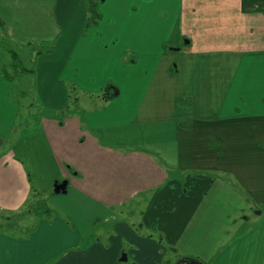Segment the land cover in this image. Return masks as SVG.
<instances>
[{
	"label": "crops",
	"instance_id": "obj_1",
	"mask_svg": "<svg viewBox=\"0 0 264 264\" xmlns=\"http://www.w3.org/2000/svg\"><path fill=\"white\" fill-rule=\"evenodd\" d=\"M115 13L110 55L100 26L83 34L88 0H0L2 65L13 62L10 48L21 64L31 42H56L34 59L36 71L21 69L47 108L69 106L61 78L93 95L111 77L121 97H140L135 108L105 101L42 118L39 137L27 139L12 98L18 85L0 63L5 223L33 203L32 172L42 197L40 167L56 161L47 177L54 193L57 178L68 180L51 199L58 215L33 214L28 237L0 229V264H264V0H118ZM127 39L139 56L132 66L122 60ZM41 144L52 152L46 163L32 151ZM134 204L144 206L138 221L125 211Z\"/></svg>",
	"mask_w": 264,
	"mask_h": 264
},
{
	"label": "rangeland",
	"instance_id": "obj_2",
	"mask_svg": "<svg viewBox=\"0 0 264 264\" xmlns=\"http://www.w3.org/2000/svg\"><path fill=\"white\" fill-rule=\"evenodd\" d=\"M128 0H124V2H126ZM98 4L101 6L102 4L105 6L104 9L102 10V12L100 10H98V12L101 14L100 15V19L98 21L97 24H93L91 25L86 33L85 36H87L88 31H90L92 28V30H94L95 26H100V34H98V36L100 38H104L101 41L103 42V45H105V51H108L111 47V44L113 45V48L111 51L108 52V54L113 55V53H115V46H114V40L111 39V37H113V32H114V23L117 20V15L115 13V10L117 9L118 6V0H98ZM116 4V5H115ZM136 12L138 10H135ZM134 11V13H135ZM113 15L115 16L112 21L111 16L113 17ZM126 24H129V21L127 19H124ZM101 21H103L102 25H100ZM170 27L173 28L175 27V24L173 22V20L170 21ZM120 38H117L116 41H119L120 44ZM188 39H185L182 41V46H185V42ZM131 42L129 39L126 40L125 43H123V46L128 45L127 46V50L124 51L123 56H122V60L124 62L125 65L127 66H132L134 64H137V62L139 61V56L132 51V49L130 48ZM116 45H118L116 43ZM4 42L2 43L0 41V63L1 65L3 64L2 62L5 61V57H4V53L3 51L5 50L4 48ZM55 49H56V42H55ZM54 49V50H55ZM22 54V57L24 60H22V63L19 65V67L17 68V73H16V88L13 91L12 94V98H15L17 101H19V105L22 108V103L23 104H27L29 106V109H21L20 108V114L18 115V120L17 123L19 121H22L24 124H22L19 128V131L23 132V134H27V139L32 136L34 137L36 134H39L42 131V125H41V120L42 118H61L65 117L66 115H70L72 113L73 110H77L78 111V115L80 113V110H84L85 106L84 105H90L92 107H100L101 103H103L102 105H104L106 102L99 97V94H86L83 92H79L76 87H74V82L73 81H68L64 78H61L62 80L60 81L61 84H64L68 90V94H69V106L64 109V111H60V112H54L52 110H50L49 108H47L44 105V100L41 99L38 95H37V89L36 86H34L32 84V77L31 74H23L24 77H20V75L23 73V71L21 69H23L24 67H26L27 69H32L34 68V71H36L37 68V64L36 61L34 59L28 61L27 59V52L21 50L20 51ZM3 53V54H2ZM110 57V56H109ZM134 58L137 59V62L134 63L133 60H135ZM27 59V60H26ZM174 65H177L176 63H174ZM3 66V65H2ZM116 68L112 67V70H115ZM21 70V71H20ZM102 70V69H100ZM103 71V70H102ZM10 72L14 73V70L10 69ZM104 72V71H103ZM25 73V72H24ZM13 75V74H12ZM29 75V76H28ZM14 77V76H13ZM35 77V76H34ZM33 77V78H34ZM147 77H143L140 81V83H142L143 87L146 83H147ZM105 84L103 85V90H105L106 87H108V85H113L115 87H117L118 89H120V87L118 86V84L115 82V80L111 77L107 78L105 80ZM74 84V85H73ZM35 89V90H34ZM102 90V91H103ZM23 91L25 92V94H23ZM103 100V101H101ZM140 101V97L139 95H131L129 97V100L127 101L126 97H125V92H123V96L121 97V94L114 99L112 101L109 102H117L120 103L122 102L123 105L129 103L133 108H135L137 106V104ZM121 103V104H122ZM126 106V105H125ZM81 115V114H80ZM18 127L16 126V129ZM18 130V129H17ZM16 130V131H17ZM31 141V139H29ZM31 148V147H30ZM33 153L35 155H37L38 157H40V161L42 160V162L46 163V158L47 156H50V154H52V152L50 150H48L47 146H42L41 145H35L33 148ZM28 156V155H27ZM27 156H23V161L26 164V167L29 168L30 172H31V168H32V163L30 158ZM42 158V159H41ZM55 159V157H53ZM56 161H54L53 163V167H40V170L42 172L46 171V175L42 177L41 182L43 183V185L46 187L47 191L46 196L47 197H43V199L45 198L46 201L48 202V204L54 209V210H58L57 207L52 205L51 199L52 197H56V196H64L65 194L63 193H54L53 192V183L49 184L47 182V177L48 175H50L49 173H51L53 170L58 172V169L56 168V166H54ZM66 169H69V166L67 164H65ZM53 171V172H54ZM61 172V171H60ZM37 175L34 174V172H32V183H33V187L41 192L43 194V191L39 188L38 186V180H37ZM58 180L63 181L64 178H57ZM51 188V189H50ZM45 191V190H44ZM37 197L35 198L33 196V202L35 203ZM142 203V202H141ZM144 206L142 205H130L128 207L125 208V211L128 213V215L130 216V219H132L133 221H138L140 218V214H141V210L143 209ZM30 206H28L26 208L25 213H23L22 215L19 216H11L10 218L12 219L11 221V225L10 224H6L5 223V218H6V214L2 213L0 211V229H4V230H8V231H14L16 233H24L25 231H27L30 227L29 224H32V219L34 218L33 214H30L29 212H27V210H30ZM132 213V214H131Z\"/></svg>",
	"mask_w": 264,
	"mask_h": 264
},
{
	"label": "trees",
	"instance_id": "obj_3",
	"mask_svg": "<svg viewBox=\"0 0 264 264\" xmlns=\"http://www.w3.org/2000/svg\"><path fill=\"white\" fill-rule=\"evenodd\" d=\"M100 13L98 12V0H88V18H87V22H86V26L84 29L83 34L85 35L87 29L93 25V24H97L99 19H100ZM2 23V20L0 19V24ZM55 49V40L54 41H43V42H31L30 43V50H31V55H32V59H36L40 54L43 53H51L53 52ZM10 54L13 58V62L11 64V66L9 67L8 65H3L2 67V71L4 73V76L6 78V80L8 82L11 83H15L16 78L14 73L10 72V69L13 70V68H18L20 65V60L18 59V57L16 56V54L13 52V49L10 48ZM135 60H133L134 63L137 62V59L134 58ZM173 71L175 72L176 68L174 66V68H172ZM21 71V70H20ZM23 74H31L30 71L22 70ZM25 72V73H24ZM13 74V75H12ZM14 76V77H13ZM23 94H25V92L23 91ZM119 94V89L113 85H108V87L105 88V90H103L100 94L99 97H101L104 101H112L114 100ZM190 100L187 99H180V104L184 105V104H189ZM61 119V118H60ZM182 127H187L189 128L191 126V120H185L183 122L180 123ZM73 172V171H72ZM32 196H34L35 198L37 197L35 203L33 202L30 205V210H27V212L34 214L37 218H41V217H47V218H51L55 215H58L57 212L54 211V209L48 204V202L46 201V199L42 197V193L37 191L33 186H32ZM7 224H12L11 221L10 223ZM36 228V225H33L32 228L29 227V229L27 231H25L23 233L24 237H28L29 234ZM205 264H208L205 262Z\"/></svg>",
	"mask_w": 264,
	"mask_h": 264
},
{
	"label": "water",
	"instance_id": "obj_4",
	"mask_svg": "<svg viewBox=\"0 0 264 264\" xmlns=\"http://www.w3.org/2000/svg\"><path fill=\"white\" fill-rule=\"evenodd\" d=\"M188 42V40H186ZM178 49V48H177ZM67 186H68V180L65 179L62 182H55L54 184V191L56 193H61V192H67ZM123 260L127 259V256L124 255L122 257ZM175 264H205V262L201 259L197 258H179Z\"/></svg>",
	"mask_w": 264,
	"mask_h": 264
}]
</instances>
